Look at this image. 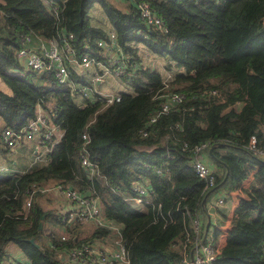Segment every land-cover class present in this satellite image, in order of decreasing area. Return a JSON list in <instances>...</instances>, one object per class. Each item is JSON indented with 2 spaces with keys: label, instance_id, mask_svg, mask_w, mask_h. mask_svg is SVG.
I'll return each mask as SVG.
<instances>
[{
  "label": "trees",
  "instance_id": "trees-1",
  "mask_svg": "<svg viewBox=\"0 0 264 264\" xmlns=\"http://www.w3.org/2000/svg\"><path fill=\"white\" fill-rule=\"evenodd\" d=\"M139 1L0 0V79L9 89L0 90V125L19 128L40 108L60 132L44 141V163L0 173V264H6L10 243L29 264H64L59 248L72 240L55 243L54 229L71 233V228L49 206L47 192L29 196L32 187L45 184L95 195L102 218L120 224L127 264H182V247L188 254L192 246L185 240L192 236L190 219L201 216L203 226L206 222L203 197L236 188L250 171L245 197L231 218L237 231L226 236L212 264H264V158L247 148L250 135L256 148L264 142V0H146L162 18L163 31L139 17ZM95 2L126 58L138 63L121 76L130 92L118 91L119 99L106 105L100 99L77 104L68 82L58 83L50 71L16 72L23 69L14 55L22 33L30 37L28 46L35 38H54L60 45L71 33L75 57L105 37L89 20ZM138 45L170 59L164 68L175 71L167 87L158 69L141 64ZM66 69L70 82L85 83L73 65L66 63ZM167 89L182 92L183 99L148 122L160 100L153 94ZM201 142L206 146L195 153ZM83 149L95 164L93 174L80 164ZM200 154L216 168L210 188L192 171ZM136 181L150 186L147 201H134ZM110 236L94 226L81 240Z\"/></svg>",
  "mask_w": 264,
  "mask_h": 264
},
{
  "label": "built area",
  "instance_id": "built-area-1",
  "mask_svg": "<svg viewBox=\"0 0 264 264\" xmlns=\"http://www.w3.org/2000/svg\"><path fill=\"white\" fill-rule=\"evenodd\" d=\"M53 11L55 7L51 8ZM136 9L139 17L144 23L159 31L165 29V24L160 16H158L146 0H140L136 4ZM72 38L71 33L64 35L62 43L57 44L54 38L46 40V45L41 46L40 50H36L27 43L30 42V37L27 34L19 35V47L15 50V58L20 66L23 68L17 73H24L27 71H50L58 83H67L71 90L79 93L83 99L92 100L100 99L104 105L109 104L119 99V92L104 93L97 90L92 92V97L88 98L86 86L77 88V83L70 82L67 75L66 63H70L75 68H87L92 66V75L90 77V84L96 85L101 82V78L107 75L123 76L130 74L134 69L138 68L136 61H130L126 58L122 49L116 42L114 31L111 29L106 32L105 37L97 38L93 41L88 49L79 53L77 57L73 54V47L69 40ZM27 44V45H26ZM141 64H143L141 62ZM155 62L151 67H154ZM144 65V64H143ZM15 72V73H16ZM170 77L169 73L162 76L163 87H167V81ZM153 97L159 98L157 112L148 118V122H153L158 114L167 112L173 105L179 103L184 94L182 92L165 90L162 93H155ZM140 133L142 136L146 134V130L141 128ZM54 135L55 139L60 136V132L54 126L48 123V120L42 112H35V115L29 118L25 124L19 128H12L9 126L0 125V150L4 149L6 153H10L14 148L22 145L24 142L36 139L44 145L45 140H49ZM85 138V135H81ZM41 138V139H40ZM54 139V140H55ZM206 146V143L201 142L194 146V152L201 151ZM45 150L46 147H44ZM151 146L144 148L150 149ZM247 148L257 152L264 158V142L256 148L255 138L250 135L247 142ZM39 156L35 155L33 161L37 160ZM80 164L88 174L95 172V164L87 159L86 153L80 154ZM192 171L196 176L202 178L204 181V188H210L214 184V173L212 168L204 160L203 155L195 158L191 164ZM28 169V168H26ZM25 170V169H24ZM9 169L6 166H0V173H7ZM23 171V170H22ZM21 172V171H20ZM158 172V170H157ZM48 187L35 186L30 190V197L32 193L38 190L43 192L48 190ZM52 190H57L65 199V203L61 204L58 208V218L60 221L71 228V233L61 228L56 233L54 231L55 243L62 244L65 241L72 240L69 246L59 248L58 257L64 264H127V250L121 242L120 224L114 221H106L102 218L100 206L97 197L90 193L80 192L70 186L56 185L51 187ZM131 189L134 192V201L141 203L143 200L149 198L151 188L150 186L141 181H136L131 184ZM26 205H29V197L27 198ZM216 203H221L222 198L217 197L214 200ZM91 223L94 226L103 227L109 230L113 236L109 240H81L86 236L78 237V229L82 223ZM63 225V226H64ZM72 233V229H75ZM236 224L229 222L227 227L220 229L221 234H233ZM190 229L192 232L191 238H185L191 241L192 246L186 254L184 245L181 252V261L189 264H212L219 254V247L213 242L211 237L203 239L200 237L201 222L198 217L190 219ZM88 236V235H87ZM74 238V239H73ZM81 240L73 242L74 240ZM109 243L106 248L104 244ZM44 245H49L45 241ZM6 264H29L28 259H15L12 256L6 257Z\"/></svg>",
  "mask_w": 264,
  "mask_h": 264
},
{
  "label": "crops",
  "instance_id": "crops-1",
  "mask_svg": "<svg viewBox=\"0 0 264 264\" xmlns=\"http://www.w3.org/2000/svg\"><path fill=\"white\" fill-rule=\"evenodd\" d=\"M92 24H95V23H92ZM100 27L105 31V33L107 31L111 30L108 23L106 26H103V27L100 26ZM34 40L35 41L32 43V45L30 47H32L36 50H40L41 46L46 45V41H44L40 38H35ZM150 57H152V55H150ZM81 99H83V98H81ZM74 101H75V99H74ZM82 102H84V101L82 100L80 102H75V103L81 104ZM30 141H31V144L29 147L30 149L27 153L24 154V155L28 154L27 157H24L22 154L18 153L19 147L23 146L26 142H24V144H22L21 146L14 148L10 153H6V151L4 149L0 150V166H2V165L6 166L9 169V171L7 173L20 172V171L24 170L26 167H28L29 165L31 166V165L37 163V161H33V159L35 158V155L39 156L38 154L42 153V151L44 153L45 148L43 147V145H41L38 142L39 140L32 139V140H29L28 142H30ZM203 157H204V160L208 163V165L212 168V170L215 171L216 168L213 165V163L210 160H208L206 156H203ZM3 158H7L8 161L6 163L2 162ZM19 160L21 163H18ZM23 160H28L29 162L26 164L27 161L24 162ZM251 179H252V172L250 171L240 181V183L237 185L236 188L231 189V190H227V191L218 190V191L210 194V196L208 197L207 200H205V201L203 200L202 211L205 215L206 222L203 226L204 221H203L202 217L201 216L198 217L200 219V222H201V238L207 239V237H211L213 242L219 247V249L222 248L224 241H225V238H226V235L221 234L220 229L223 227H227L229 225V222H232L231 218L233 215V210H234L235 206L242 199H244L245 189L249 185ZM217 197L222 198L221 203H216L214 201ZM207 222H209V223L207 224ZM213 229L217 230L215 235H213ZM60 230H61V228H60ZM79 230H80V228L78 229V231ZM236 231H237V226L235 227V230L233 233H235ZM104 245L107 248L109 243H106ZM11 253L7 251L6 254L8 256H12L13 258L18 259V260L25 259V257L20 253V251L16 247L11 249ZM180 262L182 264H189L187 262L186 263L182 262V261H180Z\"/></svg>",
  "mask_w": 264,
  "mask_h": 264
},
{
  "label": "rangeland",
  "instance_id": "rangeland-1",
  "mask_svg": "<svg viewBox=\"0 0 264 264\" xmlns=\"http://www.w3.org/2000/svg\"><path fill=\"white\" fill-rule=\"evenodd\" d=\"M89 20H90L91 24L95 23L98 26L100 25V26L103 27V26L107 25L106 17L103 14V12H102V10L100 8V5L97 2L93 3L91 8L89 9ZM138 47H139L138 54H139V56L141 58L140 61L144 65H151L152 66L153 63L155 62L154 67L161 72V76L165 75L166 72L171 75V73L175 71L174 67H171V70L170 69L166 70L164 68V62L165 63L170 62V59L168 57H155V56L150 57V55L147 53V51L145 50V48L142 45H138ZM92 69H93L92 66L87 67V68H76V72L85 80L84 84L77 83L76 87L80 88V87L86 86V92L88 94V98L92 97V92L94 90H97V91H100V92H104V93H108V94L109 93L113 94V93H115L117 91H126V92H130L131 91V89H132L131 86H129L126 83V81H124L122 79L121 76H116L115 77V76L107 75V76H104V77L101 78L102 80H101L100 83H98V84H96L94 86L91 85L90 84V77L92 75L91 74L92 73ZM0 90L4 91L6 93H9V89L3 83V81H1V79H0ZM73 98L75 99V102H80L82 100L84 101V99H81L82 96L79 93H75ZM37 109H38L39 112H42L43 114H45L40 108H37ZM36 112H37V110H36ZM30 144H31V141L30 142L26 141V143L23 146H21V145H20L21 147L18 146L19 147L18 153L22 154L24 157H27L28 154H26V155H24V154L29 151ZM45 152H46V150L44 149V153L42 151V153L38 154L39 158L37 160H35V161H37V163H36L37 165L42 164V163H44L46 161ZM7 161H8L7 158H3V160H2V162H4V163H6ZM23 161L24 162L27 161L26 164L29 162L28 160H23ZM18 163H21L20 160L18 161ZM29 167H30V165L28 167H26V168H29ZM44 186L48 187L49 189L46 190V191L40 192V193L47 192L45 194L47 196L49 195L50 199H51V202H50L49 206L51 208L55 209L56 213L58 214V212H59L58 211V209H59L58 206H60L61 204L65 203V199L57 190L54 191V190L51 189V187H53L52 184H45ZM26 201H28V200H26ZM25 205L26 204H24V206ZM25 207H27V206H25ZM45 226L48 227L47 225H45ZM78 226H80V230L77 232L78 237L89 235L91 230H92V228H93V225L91 223H88V222L82 223L81 225H78ZM78 226H76V230H77ZM58 230H60V227H55L54 231L56 233L58 232ZM48 231H50V230H48ZM72 233H74V230L72 231ZM110 234H111L110 238H107L106 240L111 239L113 234L111 232H110ZM14 247L15 246L13 244H11V243L7 244V246L5 248V253H7V251L11 253V249L14 248Z\"/></svg>",
  "mask_w": 264,
  "mask_h": 264
},
{
  "label": "water",
  "instance_id": "water-1",
  "mask_svg": "<svg viewBox=\"0 0 264 264\" xmlns=\"http://www.w3.org/2000/svg\"><path fill=\"white\" fill-rule=\"evenodd\" d=\"M210 150H211V147H209L208 151L210 152ZM226 174H227V169L224 171L223 177H222V179H221V181L219 182L218 185H220V184L224 181V179H225V177H226ZM204 198H205V197H203L201 203H203ZM41 218H42V216H40V220L38 221V227H40V224H41ZM28 241H29L30 243H32L35 247L38 246V245L33 241L32 238H29Z\"/></svg>",
  "mask_w": 264,
  "mask_h": 264
}]
</instances>
